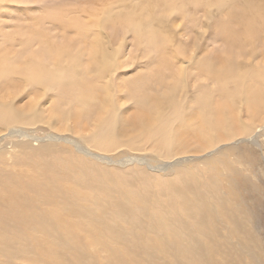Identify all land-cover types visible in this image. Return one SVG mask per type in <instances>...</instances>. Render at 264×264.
<instances>
[{"label": "rangeland", "instance_id": "rangeland-1", "mask_svg": "<svg viewBox=\"0 0 264 264\" xmlns=\"http://www.w3.org/2000/svg\"><path fill=\"white\" fill-rule=\"evenodd\" d=\"M251 1L264 7V0H0V46L11 50L18 61L22 60L21 53L28 58L31 56V60H35L39 53L43 56L40 59L42 64L48 67L52 63L45 56L46 49L41 40H46L55 48L66 45L68 41H77L86 47L76 48L73 55L80 54L78 65L81 64L79 68L87 75L90 52H87L89 47L84 42L88 37L94 42L93 39L101 32L112 41V47L119 53L115 56L118 70L110 84L117 109L114 115L116 142L110 151H102L89 143L90 138L102 130L106 131L102 122L108 116L99 109L84 112L81 108L83 118L79 119L76 116L80 111L77 104L62 103L56 90L43 92L21 84L9 89L0 86V103L12 105L23 119L11 127L0 124V153H5V159L0 160V210H4L7 216L0 215V252L13 255L17 249L36 245L35 256L41 257V247L29 243L27 235L31 232L42 233L43 226L35 219L28 218V215L43 200L65 194L67 200L58 201L59 210L44 212L42 208L39 214H48L52 221L53 213L74 208L72 212L105 221V231L111 236V256L108 258L101 246H87L82 259L72 256L58 261L49 257L37 264H179L175 251L167 244L169 241L166 240L159 247L148 224L140 223L137 219H143L146 214L155 211L156 226L162 228L163 236L171 230L181 244L185 233L190 240L188 244L207 243L203 247L204 262L200 264L207 263L210 255L213 264H248L255 258L264 263V120L255 122L244 116L243 124L254 128L249 134L243 133L242 126H238L236 135L214 150L198 152L192 151L195 148L191 147L174 153L171 155L173 159L163 160L165 158L161 157L160 147L142 142L146 138L144 135L137 136L136 131H130L133 117L140 113L133 99L128 100V91L120 92L138 74L145 76L159 72L158 58L162 56L161 52L139 43L135 39L137 35L134 37L132 32H126V16L130 14L133 19L142 20V29L147 28L153 19L159 24L164 22V32L160 30L161 26H158L157 32L171 40L170 50L164 51L168 55L165 57H172L173 51L179 55L172 62V70H160V76L167 78L171 71L179 72L180 68L182 71L183 61L190 65L195 61L208 60L216 68L226 61L238 65L242 59L246 65L248 60L254 66L259 65L261 59L250 55L245 59L243 55L254 51L257 57L260 55L263 59L264 39L261 37H264V22L259 21L257 25L260 37L254 42V48L253 44L242 48L226 39L222 27L228 23L230 11H242L238 4ZM106 18L107 21L112 19L123 23L111 27ZM72 21L95 24L94 28L86 26L88 36L84 39L73 29L65 28V23ZM233 21H230V26L233 23L231 29L241 32L240 24ZM9 36L13 37L9 39ZM186 72L181 76H186L184 80L189 88L194 87L192 92L198 85H204L213 90L215 102L217 99V102L220 101L217 85L211 79L191 67ZM144 79L153 81L151 78ZM230 89H234V86ZM32 107L39 110L38 122L25 121L26 113ZM56 107L77 119L60 118L55 112ZM104 108L111 110L106 105ZM48 144L52 145L51 150H39ZM79 145L87 148L88 153ZM138 160L147 162V165L136 162ZM180 161L185 163L179 165ZM167 163L170 164L165 168ZM115 166L121 169L116 170ZM110 175L124 182V188L129 190L136 203L128 216L123 215V205L128 203V200L124 201V191L119 188L107 191L105 188L110 182L107 178ZM175 200L179 206L174 208ZM203 204L212 206L213 215L199 221L198 210H202ZM3 206L26 216L27 222H30L28 226L20 221H12ZM74 219L76 221L75 216ZM67 220L70 223L71 219ZM92 229L94 232L100 230L99 227ZM202 229H207L208 233H201ZM63 230L68 235L64 241L71 240L68 231ZM71 230L74 235H80L84 242L88 241L79 228ZM48 232L50 242H54L58 234L51 229ZM22 238L27 241L23 243ZM107 242L108 239L103 237V243ZM67 244L73 246V254L82 252L78 241ZM136 251L137 255L134 254ZM10 262L30 264L27 260L12 259ZM0 264H6L1 253Z\"/></svg>", "mask_w": 264, "mask_h": 264}, {"label": "bare ground", "instance_id": "bare-ground-1", "mask_svg": "<svg viewBox=\"0 0 264 264\" xmlns=\"http://www.w3.org/2000/svg\"><path fill=\"white\" fill-rule=\"evenodd\" d=\"M220 2H223V0H220ZM229 6L231 7L234 5ZM238 8H241L242 11L238 9L230 11V14L228 13L229 20L225 26H222L224 28L223 32H225L226 39L232 40L233 43L238 44V46L245 48L246 46L248 47V45L253 44L254 48V42L260 37V30H256L257 25L259 21L264 22V7L257 6L256 2L251 1L243 3L241 2L240 5L238 4ZM107 20L108 18H106V21ZM231 20H235L240 24L242 27L241 32L233 31L231 29L233 24L232 23L230 26ZM107 22L111 25V27L112 25L116 26V24L119 25V23H123L122 21L114 22L112 19ZM94 24L91 22L80 23L72 21L71 23H65V28H68L69 30L73 29V31H76L75 33L77 35L79 34L81 38L85 39V37L87 38L88 36L87 27L91 26L94 28ZM124 24L126 25V32H132L134 37L137 35L135 39L139 43L152 47L153 50L155 49L156 51L161 52L162 55L161 58L159 57L160 59L156 57L159 60L157 65V71L159 72L155 71L156 73L145 76L142 73L138 74L134 78L135 80L131 81L126 88H121L120 92L128 91V100L133 99L140 113L139 115L133 117L129 126L130 131L133 133L136 131L137 136L144 135L146 138L141 140L142 142L146 144H155L156 147H160L161 157L165 158L163 160L173 159L174 157L171 155L191 147L195 148L192 151L198 152L214 150L223 141L233 138L236 135L235 131L238 126H242L243 133L249 134L254 130V128H250L243 124L244 122L242 117L244 116L252 119L255 122L264 120V56L263 59L260 55L257 57V55H255L256 52L251 50V53L243 55L245 59L248 58V55H250L252 58L256 56L255 59H261L262 62H260L257 66L249 63V60L247 61L248 65H246L242 62L243 59L237 63L238 65L231 63L230 61H226L225 63L223 62L224 64H222V66L220 65V67L217 68L213 67V65L209 63L208 60L198 61V63L195 61L190 65H187V63L183 61L181 63V65H184L182 67V71L180 68L179 72L171 71L169 75L166 73L168 80H172L171 82V80H166L167 78H165V76H160V70L162 68L165 70L171 69L173 60H175V58H177L179 55H177V52L173 51V58L171 56L165 57L168 55H165L164 51L169 49V41L171 40H169L170 38L168 39V37H164L163 34L157 32V30H159L158 26H161L160 30L164 32V22L159 24L155 19H153L152 23H149L150 25L147 24V28L142 29V20H135L133 19L132 15L129 14L128 17L126 16ZM100 26H102V23ZM103 34L101 32L100 35L95 37L93 39L94 42L91 41V38L89 39V37L84 42V44H87V47H89L87 52H90L88 54L89 59L87 61L89 65L87 75L81 68H79V65H81H78L80 54L76 51L78 55H73V50H76V48L79 47L82 49V47L85 46H81V43H78L77 41L65 42L66 45L57 48L53 47L44 39L41 40L44 46L40 44L41 41L39 42L40 46L42 45L45 47V56H48L47 59L49 58L50 63H52L50 66L53 67H50L49 65L47 67L46 65L42 64L40 59H42L43 56L38 55L39 53L37 54V58L35 60L33 58V60H31V56L28 58L22 53H19L22 56V60L18 61L16 60L17 57H15V54L14 56L12 55L11 50H6L0 46V86L9 89L21 84L24 86H31L34 88V90H41L43 92L56 90L59 92V100L62 103L65 102L67 104H72L73 102L74 104H77V107L80 108V111L76 113V116L79 119L83 118L81 114V108L84 110V112H88L92 108L99 109L102 113L108 116L107 119L102 122V126H104L106 131L102 130L100 133L90 138L89 143L102 151H110L116 142L114 115L117 113L112 94L113 86L110 84L113 74L118 70L115 64V62L118 60L116 61L115 56L119 53L116 51L117 49L115 50L112 47L113 43H110L112 41H110L107 36L104 37ZM10 37L13 36H9L8 38L10 39ZM262 38L264 39V37H261V39ZM2 42L5 41L3 40ZM243 52L245 51L243 50ZM40 53L42 54L44 52L40 51ZM16 54L18 55V52H16ZM29 55L27 54V56ZM148 58L147 60H149ZM188 67L197 69L217 85L216 90L218 92H216L220 101L217 102V99L215 102V98L213 99V96H215L213 90L210 89V87L204 85H198V87L192 92L194 87L192 89L189 88L190 86H187L184 80L186 76H181V74L186 75V70ZM152 75L154 79L152 78ZM144 78H149V80L151 78L153 81H148V79L146 80ZM231 86H234V89H230ZM105 105L111 107V110L106 111L104 108ZM29 110L30 112L26 113L27 118L25 121L30 122V120H32L38 122L40 120L39 110L36 107H32ZM55 112L58 116H60V118L75 117L70 113H65L60 107H56ZM231 115L233 116L232 119L230 118ZM22 120L23 119L12 105L0 103V124L11 127L15 123H19ZM62 122L65 121L63 120ZM13 131L14 130L11 132ZM36 140L42 141L44 139ZM25 146L27 145L25 144ZM51 147V144L43 145L39 150L46 152L51 150ZM79 147L82 146L79 145ZM82 148L85 153H88L87 148ZM93 157H97V155H93ZM4 159L5 153L1 152L0 160ZM136 162L147 165V162L142 160H138ZM182 162L184 161H180L179 165ZM127 163H130V161H127ZM169 164L170 163H167L165 168H167V165ZM119 169H121V167H116V170ZM107 178L110 179V182L105 186L107 191H111L114 188H119L120 190L124 191V201L128 200V203H124L123 205L125 208L123 215L128 216L133 211L136 204L131 198L129 190L124 188L125 185L122 180L118 181L112 175L108 176ZM59 200H67L65 194L55 195V197L52 199L43 200L41 205L30 215H28V218L32 220L35 219L37 223L43 226L42 233L31 232L27 235L29 243L37 244L41 247V252L43 255L41 257L35 256L37 253L36 245L32 247L25 246L21 249H17L13 255H10L6 252H0L6 260V264H12L10 262L12 259L24 261L27 260V262L30 264L44 262L46 258L49 257H53L58 261H62L72 256L82 259L85 257L84 251L87 249V246H101L102 252H104L108 258H110L111 236L109 232L105 231V221L97 219L94 216H82L80 213L72 212L74 208L66 211L62 210V213L58 214L53 213L52 221L50 220L48 214H39L42 211V208L44 209V212L59 210ZM176 206H179V202L175 200L173 207L175 208ZM4 209L12 221L23 222L25 223L26 227L30 223L27 222L28 218L26 216L18 214L12 208L4 207ZM0 215L5 216L4 210H0ZM209 215H213L212 206L209 204H203L202 210H198L199 221L204 220V217H208ZM67 219H71L70 223H67ZM137 219H139L140 223L145 222L148 224V227L152 230L153 237L158 242L159 247L164 245L166 240L169 241L167 244L169 248L175 251L177 257L179 258V264H200L201 262H204L205 253L203 251V247H205L207 243L193 242L192 244H188L190 240L188 239L187 233H185L186 237L182 239L183 244H181L179 243L178 238H176L171 232V230H168L163 236L162 228L156 226V211L153 214H146L143 219L141 217H137ZM82 227H84V229ZM92 227H99V232H94ZM69 228H79L82 230L85 238L88 239V241L84 242L80 235H74V233L71 232L73 230ZM48 229L54 230L58 234L54 242H50L51 235L48 232ZM63 229L68 231L69 238H71V240L64 241V238H67L68 235ZM202 232L208 233L207 229H202L201 233ZM62 233H66V235L64 236ZM210 235L211 234H209V236ZM103 237L108 239L107 243H103ZM27 239L22 238L21 241L25 243ZM69 241H78L81 244L82 252L79 254H73V246H69L67 244ZM61 243L65 251L62 249ZM134 254L137 255V251L134 252ZM135 255L134 257H137ZM26 257L28 258L26 259ZM155 260L156 252L154 256V261ZM205 264H213L211 255L208 257L207 263ZM248 264L264 263L261 260H258V258H255L252 259L251 262H248Z\"/></svg>", "mask_w": 264, "mask_h": 264}]
</instances>
